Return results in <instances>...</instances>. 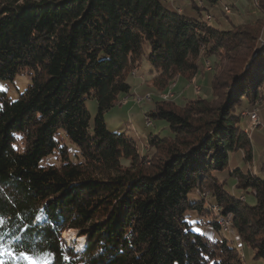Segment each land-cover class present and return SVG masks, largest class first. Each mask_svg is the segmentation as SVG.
I'll return each mask as SVG.
<instances>
[{
  "label": "trees",
  "instance_id": "obj_1",
  "mask_svg": "<svg viewBox=\"0 0 264 264\" xmlns=\"http://www.w3.org/2000/svg\"><path fill=\"white\" fill-rule=\"evenodd\" d=\"M188 5L0 0V79L31 76L14 100L0 90V231L34 242L38 262L248 264L219 234L218 218H229L241 245L264 264V157L255 172L230 159L233 152L242 151L243 161L254 153L242 123L264 86L263 16L226 28L205 18L222 11L220 0ZM144 44L159 91L176 74L190 78L216 58L207 96L158 99L145 113L171 131L147 135V157L130 134L108 131L103 117L130 93ZM87 97L97 105L91 129ZM62 136L75 144L74 160ZM53 154L58 163H42ZM228 179L248 198L226 189ZM188 211L203 217L202 232L191 229ZM69 228L86 236L82 250L61 236ZM3 259L16 264L7 253Z\"/></svg>",
  "mask_w": 264,
  "mask_h": 264
},
{
  "label": "rangeland",
  "instance_id": "obj_2",
  "mask_svg": "<svg viewBox=\"0 0 264 264\" xmlns=\"http://www.w3.org/2000/svg\"><path fill=\"white\" fill-rule=\"evenodd\" d=\"M179 2V7L184 8L188 7L189 0H175ZM200 4L202 2L198 1ZM227 3L229 6H225L223 4ZM220 6H222V11H210L205 15V18L210 22H218L220 26L223 27H231V21L236 24H241L244 21H253L255 18L264 15L261 12V2L260 0H220ZM212 12V13H211ZM262 28H264V22L262 24ZM148 54V45H143V57L140 62V66L137 68H132L131 74L129 77V82L135 88V92L132 94L125 95L124 99H119L118 103L107 110L103 117L106 128L110 132H126L130 134L138 147V151L141 155L150 156L151 149L144 146L145 138L148 134L158 135L160 137L168 136L171 134L168 123L164 120L155 119V118H147L145 115L153 106L156 100L162 99V95H174L170 99H164L165 101H174L179 103L182 100L196 97V96H207V86L209 85V81L211 75L213 73V69L211 65L215 61V57L206 60L203 63V68L200 73L191 76L190 78H186L176 74L173 80L169 83V85L163 90L159 91L152 84L151 78L148 75L149 62L146 58ZM132 78L135 79V83L133 84ZM31 81V76L26 72L17 73L13 79L11 80H1L0 79V90L6 92L7 98L10 100H14L18 97L19 93L22 92L27 85ZM132 87V88H133ZM262 96L256 100V102L249 108L246 109L252 110L253 108L257 109V113L259 116L260 122L264 123V86L261 88ZM146 95L150 96V99L147 100L145 98ZM136 97H140L141 101L137 102ZM125 101V102H124ZM85 106L90 114V129L92 127L94 118L97 113V105L96 101L87 97L85 99ZM245 110V111H246ZM244 111V112H245ZM243 112V113H244ZM244 121L242 123L244 134L250 141V144L253 145V155L251 160H242L241 156L243 155L242 151L230 153V159L232 162L237 163L238 166H241L244 169H247L251 172H255L258 170L261 162V158L264 157V126L257 125L253 129H251L248 124H251L253 121V113L245 112ZM149 120V122L147 121ZM62 142L67 146L68 157L69 159H75L77 148L74 143L68 141L64 136H62ZM262 155V156H261ZM42 163H58V158L56 155L47 156L42 160ZM223 175L226 176L225 173L219 174V178H223ZM226 189H228L231 193H235L239 195L240 198L247 199L248 196L245 192L238 190L236 188L235 182L233 179H228L226 184ZM202 196L209 195V189L204 188L201 191ZM192 199H194L192 197ZM209 202H206V207ZM211 207L212 212L215 214L218 211V207L216 205L209 206ZM229 217V216H228ZM208 220H211L212 215L208 214L206 217ZM186 221L191 225V229L194 232H202L203 228L200 225L201 219L203 217L196 214L194 211H188L185 214ZM218 224L221 228L220 235L226 236L229 241L237 246L238 253L240 257H242L248 264H261L260 260L254 259L253 251L246 245H241L239 236L233 232L229 218L221 219L218 218ZM206 226L207 224L204 223ZM67 233V235H65ZM61 236L67 242V244L74 243L75 248L78 250H82L86 244V236H80V233L72 228L66 229L62 232ZM83 238V239H82ZM46 258L43 261L38 262V264H45Z\"/></svg>",
  "mask_w": 264,
  "mask_h": 264
},
{
  "label": "snow or ice",
  "instance_id": "obj_3",
  "mask_svg": "<svg viewBox=\"0 0 264 264\" xmlns=\"http://www.w3.org/2000/svg\"><path fill=\"white\" fill-rule=\"evenodd\" d=\"M37 219H39V217H37ZM2 224L3 219L0 218V225ZM65 235H67V233H65ZM6 253L11 256L16 264H19L20 261H23L24 264H38V257L41 255V253L37 251L34 242L23 239L15 234L0 231V264H6L3 259ZM61 258L64 261H69L71 259V257L66 254H62ZM46 264H51V262H46Z\"/></svg>",
  "mask_w": 264,
  "mask_h": 264
},
{
  "label": "built area",
  "instance_id": "obj_4",
  "mask_svg": "<svg viewBox=\"0 0 264 264\" xmlns=\"http://www.w3.org/2000/svg\"><path fill=\"white\" fill-rule=\"evenodd\" d=\"M174 95H162V100L164 99H170L172 98ZM145 98L147 100L150 99V96L149 95H146ZM137 102H140L141 101V98L140 97H136L135 99ZM245 112H252L253 113V121L251 124H248V126L253 129L255 126L257 125H263L264 126V123L262 124V122H260L259 120V116H258V113H257V109L256 108H253L252 110H246ZM245 112L243 113V115L245 114ZM147 121L149 122V120L147 119Z\"/></svg>",
  "mask_w": 264,
  "mask_h": 264
},
{
  "label": "crops",
  "instance_id": "obj_5",
  "mask_svg": "<svg viewBox=\"0 0 264 264\" xmlns=\"http://www.w3.org/2000/svg\"><path fill=\"white\" fill-rule=\"evenodd\" d=\"M132 81H133V84H134V83H135V79L132 78ZM130 84H131V83H130ZM133 86H135V85H132V84H131V89H130V93H129V94H131V93L133 94V93L136 91L135 88H134ZM132 87H133V88H132ZM124 96H125V95H124ZM124 96H120V98H121V99H124V98L126 97V96H125V97H124ZM125 99H126V98H125ZM124 102H125V101H124Z\"/></svg>",
  "mask_w": 264,
  "mask_h": 264
},
{
  "label": "water",
  "instance_id": "obj_6",
  "mask_svg": "<svg viewBox=\"0 0 264 264\" xmlns=\"http://www.w3.org/2000/svg\"><path fill=\"white\" fill-rule=\"evenodd\" d=\"M262 40L260 39V42H261Z\"/></svg>",
  "mask_w": 264,
  "mask_h": 264
}]
</instances>
